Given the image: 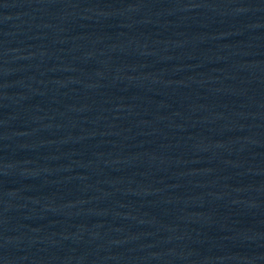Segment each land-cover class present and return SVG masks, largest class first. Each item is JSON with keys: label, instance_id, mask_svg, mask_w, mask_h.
<instances>
[{"label": "water", "instance_id": "water-1", "mask_svg": "<svg viewBox=\"0 0 264 264\" xmlns=\"http://www.w3.org/2000/svg\"><path fill=\"white\" fill-rule=\"evenodd\" d=\"M0 264H264V0H0Z\"/></svg>", "mask_w": 264, "mask_h": 264}]
</instances>
